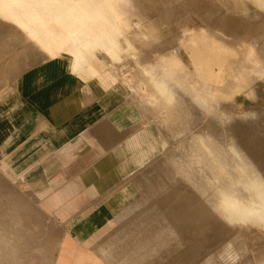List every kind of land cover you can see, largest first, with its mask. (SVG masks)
<instances>
[{"label": "rangeland", "instance_id": "374dc122", "mask_svg": "<svg viewBox=\"0 0 264 264\" xmlns=\"http://www.w3.org/2000/svg\"><path fill=\"white\" fill-rule=\"evenodd\" d=\"M118 1L98 0L100 4L99 10L94 11L85 23V28L97 37L101 38L105 33L113 37L115 40L114 51L118 58H112L105 50H98L96 51V60L88 58L89 62L81 71L80 77L87 82H91L94 79H106L112 71L117 74L120 73L124 77L120 81L123 80L128 85L130 83L133 85L131 86L132 93L142 95L152 108L156 107L154 111L157 114L160 111L164 113L165 120L160 121L163 126V132L160 134L161 137L166 139L167 149L165 148L164 153H162V156L165 157L161 156L158 159V165L155 163L150 165L149 172L144 175V184L142 185L145 186L148 179H151L153 184L158 179H163L166 185L170 186L171 190L173 189L175 199L173 197L172 199H163L160 196L149 198L140 193L137 201L142 202L145 209L136 208L142 212L139 213L137 211L135 213V218L140 214V218L135 219L136 221L140 220L136 228H139L140 231L143 229L145 232L147 225H152V223L154 225H171L173 228L178 229L177 235L180 238L189 240V236L192 233L188 234V232L181 231V224L178 218V186L180 185H178V179L182 181L181 184L186 185L192 192L195 191L194 193L197 194L198 198L200 196L203 197V194L201 195L203 191L208 189L207 193L210 194L213 193V190L210 188L212 187L210 183L207 185V189H205L204 182L203 186L205 187L201 186L202 184H198L199 187H196V185H193L194 183L192 184L193 180L191 178L183 177L180 179V174L183 175L186 171V175L191 176V171L198 173L197 170L202 174L203 170H195L199 166L196 159L199 158L203 163L213 165L215 163L214 157L220 155V150L224 146H238L239 131L250 130L255 127L253 125L255 116L258 110L264 107V102L262 103L260 96H257L258 85L264 82V63L261 61L260 55L256 51L257 49H252L249 55V40L245 39L238 44H234L227 42L228 37L226 35L229 32L236 34V38H239V36L248 38V35L251 34L245 35V33L253 31L252 29L256 31L255 33L263 34L264 0H194V2L193 0H188V8L185 11L178 6L179 0H135L137 6L144 12L143 16L139 15L134 9L130 10L128 8L122 11L121 3ZM133 1H129L132 7H134ZM179 3L185 4L184 1ZM200 7L203 11L202 13L216 18L212 20V26L207 27L198 18L196 8ZM80 14L84 13L80 12ZM0 21L2 23L0 24V34L5 36L10 32V34L12 33L11 35L16 33L19 37H23L26 42L19 40V37L16 39L15 36L14 38L25 48L30 44L39 47L48 58V62L58 60L57 52L61 51L62 53L64 49H70L72 45L69 40L66 41L61 36L63 30H57V34L52 38L29 33L21 23L2 9H0ZM217 23L221 24L216 26ZM237 25L238 27L240 25V30L231 29L237 27ZM192 32L196 33V38L189 37ZM257 35L259 37V34ZM15 39L11 42H6V40L3 42L2 39L0 41V46L3 44L0 47V59L2 58L0 66H4L0 68L1 74L6 73V69H4L6 65L12 68L14 66V60L11 59L14 57ZM18 43L17 45H20ZM21 55H23V59L25 57L23 50ZM175 56L178 57V61H174L173 58ZM3 59L5 61L6 59L9 60V62L7 63L6 61L7 64H3L5 63ZM207 60L210 64L209 62L207 64ZM150 61L160 62L164 68L163 70L172 68L173 73H176L172 82L178 81V89L180 92L185 93L184 97L186 99L191 98L196 101L199 106L209 110L211 116H223V118L215 120V125L212 124V128H210L207 122L199 119V116L193 111L194 106L192 104H183L178 99L176 111H173L169 106L166 109L161 106L159 108L157 103L154 106L152 103H155L157 97L152 85L138 87V81L146 78L153 68L150 67ZM22 62L21 69L25 71L36 64L40 66L46 61L40 58L34 59L35 64L33 63L34 65L32 66L30 63L31 58L27 59L25 57ZM199 63L200 69L197 67ZM11 67L10 69H12ZM261 123L264 124L263 121ZM262 140L264 139L259 141ZM178 145H182L184 149L179 150ZM178 152L184 157H188L189 160L186 159L185 163H188L191 169L186 165L181 166L180 163L182 161L178 163L180 161L178 160ZM230 155L233 154L230 153ZM152 166H155V172L150 174L151 169L154 168H151ZM216 173L218 174L217 177L223 180H228L232 176L227 173V170H218ZM204 174L205 172L203 171L202 176ZM227 186L234 185L227 184ZM25 188L24 184L19 187L7 180L0 171V204L1 202L2 204H15L18 209L25 213L24 216L27 217L29 215L30 217L25 218L35 224L36 219H38L36 211L42 213L43 210L39 207L34 195L26 191ZM195 188L200 189L196 190ZM198 190H201V193ZM38 216L43 225H39L40 234L38 232L29 233L31 239H27L28 233H22L23 236L21 234H11V237L14 241L25 242L26 246H22V251L24 248H26L24 250L26 253L35 251L32 252V256L29 253L30 256L37 259L40 258L44 262L48 258L57 256V245L64 236L63 228L65 227L43 213ZM223 221L226 225H231L226 220ZM237 224L238 227L232 229L229 235L223 236L220 241L230 243L231 246H233V242H238V245L247 242L251 250L244 259L239 258L234 264H264V221L254 219H245L243 221L240 219L237 220ZM35 234L37 236L39 234V238ZM21 237L25 239H21ZM245 237L246 240L244 239ZM241 240L242 242H240ZM35 242L37 243L35 245H38L37 249H33V246L36 247L33 245ZM39 245H41V248ZM29 246L33 250L30 251ZM51 246L54 247L52 248ZM129 247L131 248V244H129ZM129 250L130 255L131 249ZM118 252L121 253V248ZM118 252L117 255H119ZM115 255L113 256L114 258H122L123 261L124 258L126 259L125 256L127 254H120L121 256L119 255L118 257H115ZM54 257L52 260L56 258ZM217 262L218 264L226 263L220 262V260ZM194 264H202V262L199 263L198 261Z\"/></svg>", "mask_w": 264, "mask_h": 264}, {"label": "crops", "instance_id": "0c3cea01", "mask_svg": "<svg viewBox=\"0 0 264 264\" xmlns=\"http://www.w3.org/2000/svg\"><path fill=\"white\" fill-rule=\"evenodd\" d=\"M15 45L11 60L17 72L0 73V171L15 185L24 184L39 207L65 227L55 264H122L98 251H114V243L122 255L129 253L134 211L145 208L137 201L145 193L144 175L166 148L160 134L165 115L132 93L133 85L120 81L114 71L108 79L87 82L80 77L101 47L91 53L73 44L64 49L80 54V65L72 71L61 51L58 60L47 58L40 66L31 56L34 67L23 71L22 47ZM150 65L138 87L152 85L157 97L152 104L176 111V73L156 69L160 62Z\"/></svg>", "mask_w": 264, "mask_h": 264}, {"label": "bare ground", "instance_id": "6f19581e", "mask_svg": "<svg viewBox=\"0 0 264 264\" xmlns=\"http://www.w3.org/2000/svg\"><path fill=\"white\" fill-rule=\"evenodd\" d=\"M129 1L128 0L118 1L121 3L120 5L122 7V11H125L128 8L130 10L134 9L136 12L139 13V15L143 16L144 12L137 6L135 0L134 1L131 0L133 1L134 7L130 6ZM183 1L185 2V4L179 3ZM187 3L188 0L187 1L179 0L178 6L181 8V10L185 11L188 8ZM99 6L100 4L98 0H0V9H2L5 13L15 18L19 23L23 25L24 29H26L29 33H33L38 36L45 35L52 38L57 34L58 32L57 30H63V32L61 33L63 39H65L66 41L70 40L78 51L84 49L91 53L94 51L96 47H101L112 57H114L115 51L113 46L115 44V40L113 39V37L110 34L105 33L100 39H95L93 36L90 35L88 30L85 28L86 27L85 23L88 20L89 16L94 11L99 10ZM196 11L198 12L197 14L198 18L201 19V21L207 27L212 26V20H215L216 18H212L210 15L207 16L206 13L205 14L202 13L203 11L201 10V7L196 8ZM80 12H83L84 14H80ZM0 24H2L1 21ZM219 24L221 23H217L216 26ZM239 27L237 25V27L231 29L240 30ZM252 30L253 31L251 32L249 31V33L247 34L245 33V35L251 34L248 35L249 36L248 38L244 36H239V38H236V34H231L228 32L226 33L228 37L227 42L238 44L245 39L249 40L250 42V47L248 50L249 55L251 54L252 49L256 48L257 49L256 51H258V55H260L261 61L264 63V33L263 34L255 33L256 31H254V29ZM11 34L10 32L8 35L5 36L0 34V41L2 39L3 42L5 40L6 42L7 41L11 42L15 39L14 38L15 36L16 39L19 37V35H16V33H14L13 35ZM257 34H259L260 38L258 37ZM195 36L196 33L189 34V37H195ZM19 40L25 41L23 37H19ZM1 46H3V44ZM21 47L23 50V54H25L24 56L27 59L33 56L34 59L40 58L41 60L44 59L45 61H47L46 55L42 53L39 47L32 44H30L26 48L23 47L22 45ZM11 51H9V53H11ZM60 55L63 56V58H65L67 61H69L67 66L71 71L76 69L80 65L79 64L81 62V59L79 57L80 54L72 55L67 51H63ZM25 57H23L22 60H24ZM208 60H207V64L209 62ZM6 61L7 63L9 62V60L7 59ZM6 61L4 60L3 62L5 63L3 62L2 63L7 64ZM198 65L199 66L197 67H199L200 69V63ZM8 66L6 65V67ZM3 67L2 65L0 66V68ZM6 67L4 68L6 69L5 72L8 71L9 73H13V71L16 70V68H14L15 66H13V68L11 66H9L8 68ZM10 67L12 69H10ZM155 67L156 69H163V67L159 65H156ZM117 76L119 80L124 78L120 73L117 74ZM263 85L264 82L258 85L257 88V96H260L262 103L264 102ZM184 96L185 93L180 92L178 89L179 101L183 102V104L185 103L192 104L194 106L193 111H195V113L199 116V119H201V121L203 120L207 122L208 127L212 128V124L215 125V120H221L223 118V116L221 117L211 116L209 110H206L201 106H199V104L193 99L191 98L186 99ZM254 120L255 121L253 125H255V127H253L250 130H243L241 132L239 131L238 146L231 145V146H224L222 149L220 148L221 153L219 152L220 155L214 157L215 163L213 165L203 163L197 157L198 159L196 160L199 163V166L195 168V170L197 169H200V171L203 170L205 172L204 176H202L203 171L201 174L199 170L197 171L200 174L191 171L192 172L191 176H187L186 171L183 173V175L180 174V179L183 177H189L193 180L192 184L194 183L193 185H196V187L198 186V184L199 185L202 184L201 186L205 184L206 186L205 189H207L208 188L207 185H209L210 183L212 185V187L210 188H212L211 190H213V193L208 194L207 193L208 189L206 191L202 190V188L205 187L203 186L201 188V190L203 191L202 193L201 190L200 191L198 190L201 193V195L203 194V197L200 196L201 198L200 197L198 198L197 194L194 193L195 191L192 192L189 188H187L186 185L181 184L182 181L178 179V185L180 184L178 186V218L181 224V231L188 232V234L192 233V235L190 234L191 236H189L190 239L184 240L180 238L177 235L178 229L173 228L171 225H154L152 223V225L151 224L147 225L145 232L143 229H141L142 231H140L139 228L138 229L136 228L140 220L137 221L135 220L140 218V214H138L134 219L135 223L133 222L132 234L134 237V241L131 244L130 255L129 253L128 254L126 253L127 254L125 256L126 259L124 258L123 261L122 258H119L120 263L122 264H194L199 261V263L202 262V264H218L217 261L220 260V262H226L225 264H234L239 258L244 259V257H246L248 253H250L251 249L247 242L239 245L238 242L237 243L233 242V246H231L230 243H223L220 240L223 238V236H228L229 232L232 229L238 227L237 220L241 219L244 221L245 219H254V220L264 221V140L259 141L261 139H264V124L261 123L262 121L264 122V107L258 110ZM178 148L179 150L184 149L182 145H178ZM230 153H232L233 155H230ZM178 158H179L178 160H180L178 163L182 161L180 163L181 166L186 165L187 167H189L188 163H185L186 159L189 160L188 157L186 158L178 152ZM154 163L158 165V159ZM151 168L153 169H151L152 171L150 174H153L155 172V166H152ZM189 168L191 169V167ZM218 170L220 171L227 170V173L232 176L228 180H223L221 178H218L217 177L218 174L216 173ZM5 178L8 180L7 177ZM20 182L21 180L19 181V183ZM227 184L228 185L231 184L234 186H227ZM143 189H145L144 194L147 195L149 198L160 196V198L163 199L164 198L172 199V197L173 198L175 197V194L173 193L174 192L173 189L171 190V187L166 185L163 179H158V181H156L154 184L151 182V179H148ZM195 189L197 190L200 188H195ZM205 192L206 194H204ZM200 200L203 202V203L201 202L202 204L200 203ZM36 212H37L36 216L38 219H36L37 224L36 222L34 224L32 222H29L31 220L26 219L27 217L30 218L29 215L27 217L24 216L25 213L22 212L21 209H18L15 204H8V203L2 204L1 202L0 204V264H55L57 262L56 258L58 256H55L56 257L55 258L53 255L51 256L55 258L54 260H52L53 258L52 257L44 260V262L40 258L37 259L35 257L34 258L31 257L33 254L32 252H35L31 250H33L34 248L37 249L38 246V245L36 246L35 244H37L38 242L40 244V241L38 239H37L38 242L36 240L37 243L35 242L33 244L36 247L33 246V249L31 248V246H29L30 248L28 247L31 252H29V250L27 249L28 252L31 254L30 256L29 253L24 252L26 248H24V250L22 251L23 249L22 246L24 247L26 246L25 242L14 241V239L11 237V234L13 235L21 234L22 236H23L22 233L29 234L31 232H35V233L38 232L40 234L39 225L41 224L40 222L41 220L38 215H41L43 213L49 218L51 217L47 215L44 211H42V213H40L39 211ZM134 212L136 213L137 211ZM140 212L141 211H139V213ZM124 219L125 217L121 218L120 220L118 219V222H121ZM222 219L226 220L231 225L229 226L226 225ZM179 221L177 222L179 223ZM41 226L43 225L41 224ZM63 230L65 232V228H63ZM115 231H118V228ZM39 234L38 236L37 234L35 235L39 238ZM28 236H26L27 239H31L30 234ZM22 238L25 239L24 237H21V239ZM244 239L246 240V237ZM11 240L13 241L11 242ZM116 240L118 241V239ZM242 240L240 242H242ZM61 242L62 240L58 242L57 245V249H56L57 255L60 249ZM56 244L54 245L56 246ZM41 245H39L40 248ZM113 245H114L113 246L114 251H111L110 248L106 249L105 247L104 248L102 247L99 249L98 252L101 255H103V257L108 256V258L111 257L112 259H114L113 254L116 253L117 255V252L119 251L120 247L115 244ZM120 254L122 255V253ZM119 255H117V257Z\"/></svg>", "mask_w": 264, "mask_h": 264}]
</instances>
